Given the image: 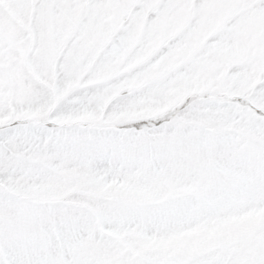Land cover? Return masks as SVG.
Listing matches in <instances>:
<instances>
[{"label": "snow or ice", "instance_id": "snow-or-ice-1", "mask_svg": "<svg viewBox=\"0 0 264 264\" xmlns=\"http://www.w3.org/2000/svg\"><path fill=\"white\" fill-rule=\"evenodd\" d=\"M0 264H264V0H0Z\"/></svg>", "mask_w": 264, "mask_h": 264}]
</instances>
